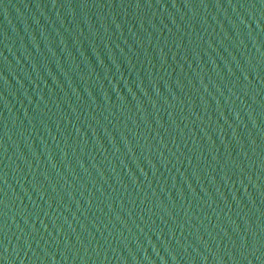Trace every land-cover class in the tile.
I'll return each mask as SVG.
<instances>
[{"label":"water","instance_id":"obj_1","mask_svg":"<svg viewBox=\"0 0 264 264\" xmlns=\"http://www.w3.org/2000/svg\"><path fill=\"white\" fill-rule=\"evenodd\" d=\"M0 264H264V0H0Z\"/></svg>","mask_w":264,"mask_h":264}]
</instances>
